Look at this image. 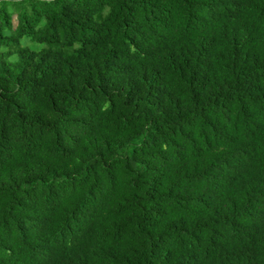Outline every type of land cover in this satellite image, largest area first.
Returning a JSON list of instances; mask_svg holds the SVG:
<instances>
[{
  "label": "trees",
  "instance_id": "16d2710c",
  "mask_svg": "<svg viewBox=\"0 0 264 264\" xmlns=\"http://www.w3.org/2000/svg\"><path fill=\"white\" fill-rule=\"evenodd\" d=\"M0 264H264V0H0Z\"/></svg>",
  "mask_w": 264,
  "mask_h": 264
},
{
  "label": "rangeland",
  "instance_id": "374dc122",
  "mask_svg": "<svg viewBox=\"0 0 264 264\" xmlns=\"http://www.w3.org/2000/svg\"><path fill=\"white\" fill-rule=\"evenodd\" d=\"M15 21V20H14ZM22 42L23 43H27L28 45H30V46H39V44H37V43H33V42H31V41H29V40H27V39H25V38H23L22 39Z\"/></svg>",
  "mask_w": 264,
  "mask_h": 264
}]
</instances>
